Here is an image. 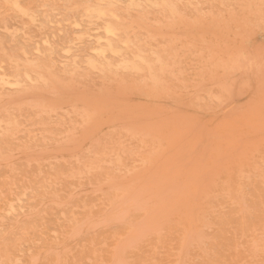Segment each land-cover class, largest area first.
<instances>
[{
	"label": "rangeland",
	"instance_id": "obj_1",
	"mask_svg": "<svg viewBox=\"0 0 264 264\" xmlns=\"http://www.w3.org/2000/svg\"><path fill=\"white\" fill-rule=\"evenodd\" d=\"M17 7L0 2V264H264V0Z\"/></svg>",
	"mask_w": 264,
	"mask_h": 264
},
{
	"label": "bare ground",
	"instance_id": "obj_2",
	"mask_svg": "<svg viewBox=\"0 0 264 264\" xmlns=\"http://www.w3.org/2000/svg\"><path fill=\"white\" fill-rule=\"evenodd\" d=\"M111 1H112V0H111ZM125 1H126V0H125ZM0 2H1L4 6L17 7V0H0ZM113 2H114V1H113ZM120 2H121V1H120ZM130 2H132V1H130ZM117 3H119V1H118ZM121 3H122V2H121ZM123 3H124V2H123ZM123 3H122V4H123ZM147 3H148V2H147ZM129 4H130V3H129ZM148 4H151V3H148ZM38 5H39V4H38ZM59 5H60V4H59ZM125 5H126V4H125ZM152 5H153V4H152ZM116 6H118V5H116ZM119 6H120V3H119ZM120 7H123V6H120ZM17 8H18V7H17ZM14 9H16V8H14ZM41 9H43V8H41ZM41 9H40V10H41ZM139 9H142V7L139 8ZM92 10H94V9H92ZM18 11H19V10H18ZM45 12H46V11H45ZM94 12H95V11H94ZM101 12H102V11H101ZM40 13H41V12H40ZM56 13H57V12H56ZM96 13L98 14V12H96ZM96 13H95V14H96ZM46 14H47V13H46ZM51 14H52V13H51ZM58 14H59V13H58ZM100 14H101V13H99V15H100ZM110 14H111V13H110ZM48 15H49V14H48ZM53 16H55L54 13H53ZM59 17H60V16H59ZM112 17H113V16H112ZM114 17H115V16H114ZM53 18H54V17H53ZM53 18H52V19H53ZM97 18H98V17H97ZM49 19H50V18H49ZM52 19H51V20H52ZM54 19H55V18H54ZM58 19H59V18H58ZM55 20H56V19H55ZM117 20H118V18H117ZM46 22H47V21H46ZM46 22H45V23H46ZM49 22H50V21H49ZM54 22H55V21H54ZM57 22H59V21H57ZM100 22H101V21H100ZM3 23H4V22H3ZM45 23H44V24H45ZM51 23H53V21H52ZM65 23H66V22H65ZM58 25H59V24H58ZM101 25H102V24H101ZM1 26H2V25H1ZM44 26H45V25H44ZM46 26L49 27V25H46ZM46 26H45V29H44L45 31H46V29H47ZM52 26H53V25H52ZM71 26H72V25H71ZM73 26H74V25H73ZM103 26H104V25H103ZM106 26H107V25L105 24V27H106ZM108 26H109V24H108ZM7 27L9 28V26H7ZM61 27H62V26L60 25V28H61ZM75 27H76V25H75ZM78 27H79V25H78ZM78 27H77V28H78ZM105 27H104V28H105ZM34 28H35V27H34ZM62 28H63V27H62ZM99 28L101 29L100 26H99ZM114 28H115V26H114ZM0 29H2V28H0ZM54 29H57V28L54 27L53 29H51V31L54 30ZM92 29H93V28H92ZM106 29H108V28H105V31H106ZM49 30H50V29H48V31H49ZM58 30H59V29H58ZM95 30H96V29H95ZM108 30H109V29H108ZM110 30H111V29H110ZM110 30H109V33L111 32L110 35H111L112 37H114V36H113L114 33H113L112 31H110ZM9 31H11V30H9ZM7 32H8V31H7ZM30 32H31V30H30ZM46 32H47V31H46ZM52 32H53V31H52ZM60 32L63 33V31H60ZM60 32H59V33H60ZM93 32H94V31H93ZM95 32H97V31H95ZM103 32H104V30H103ZM106 32H108V31H106ZM114 32H115V31H114ZM21 33H22V32H21ZM32 33H33V32H32ZM32 33H31V34H32ZM34 33H36V32H34ZM53 33L55 34V33H56V30H55ZM61 33H60V34H61ZM74 33H75V32H74ZM101 33H102V32H101ZM109 33H108V35H109ZM112 33H113V34H112ZM49 34H51V33H49ZM49 34H48V35H49ZM54 34H52V35H54ZM96 34H97V33H96ZM105 35H107V34L105 33ZM25 36H26V35H25ZM31 36H32V35H31ZM33 36H36V35H33ZM33 36H32V38H33ZM54 36L57 37L56 34H55ZM63 36H64V35H63ZM74 36H75V35H74ZM115 36H116V35H115ZM58 37H59V35H58ZM75 37H76V36H75ZM101 37H102V36H101ZM36 38H37V37H36ZM55 39H56V38H55ZM96 39H98V38H96ZM56 40H59V39H56ZM99 40H100V39H99ZM109 40H110V39H109ZM109 40H108V41H109ZM126 40H127V39H126ZM95 41H96V40H95ZM100 41H102V40H100ZM105 41H106V40H105ZM105 41H103V42H105ZM108 41H106V42H108ZM43 42H44V41H42L41 43H43ZM54 42H55V41H54ZM58 42H59V41H58ZM110 42H111V40H110ZM110 42H109V43H110ZM97 43H98V41H97ZM242 43H243V42H242ZM43 44H44V43H43ZM98 44H99V43H98ZM45 45H46V44H45ZM52 45H53V44H52ZM99 45H100V44H99ZM103 45H104V43H103ZM109 45H110V44H109ZM109 45H108V46H109ZM125 45H126V44H125ZM36 46H37V45H36ZM90 46H92V45H90ZM100 46H102V45H100ZM104 46H106V45H104ZM115 46H116V45H115ZM121 46H122V45H121ZM110 47H111V45H110ZM85 48H86V46H85ZM82 49H83V48H82ZM88 49H90V48H88ZM80 50H81V48H80ZM80 50H78V51H80ZM84 50H85V49H84ZM90 50L92 51V49H90ZM94 50H95V48H94ZM103 50H104V49H103ZM108 50L110 51V49H108ZM45 51H46V50H45ZM81 51H82V50H81ZM85 51H87V50H85ZM113 51H114V50H113ZM21 52H22V51H21ZM64 52H66V51H64ZM83 52H84V51H83ZM93 52H94V54H95V52H97V51H93ZM110 52H111V51H110ZM114 52H116V51H114ZM35 53L39 54L37 51H35ZM66 53H67V52H66ZM84 53H85V52H84ZM97 53H98V52H97ZM112 53H113V52H112ZM62 54H63V53H62ZM64 54H65V53H64ZM77 54H78V52H77ZM91 54H92V52H91ZM103 54H104V53H103ZM117 54H118V52H117ZM74 55H75V54H74ZM105 55H106V54H105ZM107 55H108V54H107ZM147 55H148V54H147ZM82 56H84V55L82 54L81 57H82ZM77 57H79V56L77 55ZM81 57H80V59H81ZM84 57H86V56H84ZM89 57H90V56H89ZM98 57H99V56H98ZM101 57H102V55H101ZM135 57H136V56H135ZM239 58H240V57H239ZM32 59H34V57H33ZM133 59H134V58H133ZM137 59H138V58H137ZM92 60H93V58H92ZM139 60H140V59H139ZM158 60H159V59H158ZM31 61H33V60H31ZM76 61H77V60H76ZM76 61H75V62L72 61V63L74 62V64H75V63L77 64V63L80 62L79 60H78L79 62H76ZM141 61H142V60H141ZM5 62H6V61H4V63H5ZM35 62H36V61H35ZM35 62H34V63H35ZM89 62H90V60H89ZM122 63H123V62H122ZM130 64H131V63H130ZM16 65H17V64H15V66H16ZM45 65H46V64H45ZM77 65H78V64H77ZM87 65H88V64H87ZM90 65H91V63H90ZM92 65H93V64H92ZM132 65H133V64H132ZM159 65H160V64H159ZM236 65H237V64H236ZM5 66H6V65H5ZM59 66H60V65H59ZM145 66H146V65H145ZM147 66H148V65H147ZM160 66H161V65H160ZM40 67H41V66H40ZM237 67H238V66H237ZM91 68H92V67H91ZM91 68H90V69H91ZM96 68H97V67H96ZM131 68H133V67H131ZM235 68H236V66H235ZM16 69H17V68H16ZM134 69H135V68H134ZM147 69H148V68H147ZM28 70H29V69H28ZM31 70H32V69H31ZM42 70H43V69H42ZM159 70H160V69H159ZM136 71H137V69H136ZM30 72H31V71H30ZM37 73H38V72H37ZM81 73H82V72H81ZM33 74H34V72H33ZM56 74H57V73H56ZM56 74H55V75H56ZM148 74H149V72H148ZM17 75H18V74H17ZM48 75H49V74H48ZM19 77H20V75H19ZM19 77H18V80H19ZM24 77L27 78L26 75H24ZM42 77H43V76H42ZM173 77H174V76H173ZM1 78H2V77H1ZM34 78H35V76H34ZM52 78H53V76H52ZM20 79L22 80V78H20ZM64 79H65V78H64ZM27 80H29V78H28ZM153 80L155 81V79H153ZM153 80H152V81H153ZM44 81H45V80H44ZM144 81H145V80H144ZM154 81H153V82H154ZM156 81H157V80H156ZM23 82H24V80H23ZM29 82H30V81H29ZM41 82H42V81H41ZM3 83H4V82H3ZM61 83H62V82H61ZM155 83H156V82H155ZM3 85H4V84H3ZM19 85H20V84H19ZM36 85H37V84H36ZM4 86H6V84H5ZM11 86H12V85H11ZM14 86H15V84H14ZM14 86H13V87H14ZM20 86H22V84H21ZM67 86H68V85H67ZM124 86H125V85H124ZM7 87L12 88V87H10V86H8V85H7ZM57 87H58V86H57ZM58 88H59V87H58ZM19 89H20V88H19ZM50 91H51V90H50ZM51 93H52V92H51ZM88 107H89V106H88ZM93 108H94V107H93ZM95 108H96V107H95ZM85 110H86V109H85ZM90 112H91V111H90ZM105 114H106V113H105ZM86 116H87V115H86ZM93 119H94V118H93ZM0 124H1V123H0ZM1 127H2V126H1ZM142 137H143V136H142ZM161 143H162V142H161ZM14 184H15V183H14ZM11 185H12V184H10V186H11ZM8 188H9V187H8ZM33 189H34V188H33ZM21 196H22V195H21ZM21 196H20V197H21ZM23 197H24V196H23ZM15 198H16V197H15ZM16 199H17V198H16ZM16 201H17V200H16ZM8 206H9V205H8ZM175 207H176V206H175ZM11 208H12V207H11ZM9 209H10V208H9ZM12 209H13V208H12ZM60 215H61V214H60ZM167 218H168V217H167ZM168 221H169V220H168ZM53 234H54V233H53ZM222 235H223V234H222ZM223 236H224V235H223ZM117 263H118V262H117Z\"/></svg>",
	"mask_w": 264,
	"mask_h": 264
}]
</instances>
